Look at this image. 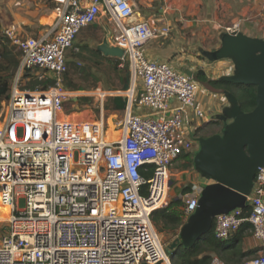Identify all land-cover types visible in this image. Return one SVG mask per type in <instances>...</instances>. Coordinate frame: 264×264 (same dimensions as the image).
Listing matches in <instances>:
<instances>
[{
  "label": "built area",
  "instance_id": "2783aa9c",
  "mask_svg": "<svg viewBox=\"0 0 264 264\" xmlns=\"http://www.w3.org/2000/svg\"><path fill=\"white\" fill-rule=\"evenodd\" d=\"M53 1L50 30L37 37L22 35L15 26L2 30L18 48L20 62L0 111V205L9 208L0 264H173L152 213L169 204L173 163L199 149L186 118L202 125L215 114L198 99V80L146 56V43L167 37L171 27L137 19L138 0ZM101 17L111 25V43L124 50L118 68L128 67L132 83L142 82L139 90L65 87L70 49ZM226 32L236 34L239 24ZM28 70L54 83L22 87ZM116 95L127 96L129 106L118 137L109 139L105 101ZM91 101L98 119L87 110ZM69 103L75 108L71 114ZM137 106L154 114L135 113ZM201 190L193 187L186 194L185 220L196 210ZM248 202L247 215L245 208L217 215L215 235L226 240L249 223L260 250L237 264H264V167ZM212 264L227 263L215 258Z\"/></svg>",
  "mask_w": 264,
  "mask_h": 264
},
{
  "label": "water",
  "instance_id": "95a60500",
  "mask_svg": "<svg viewBox=\"0 0 264 264\" xmlns=\"http://www.w3.org/2000/svg\"><path fill=\"white\" fill-rule=\"evenodd\" d=\"M97 49L106 56L124 55V50L110 45L108 39ZM200 52L211 61L230 59L234 68L221 77L242 86H256V106L245 112L237 97L224 91L228 105L212 119L224 122V129L196 138L199 149L193 156L194 168L206 182L202 185L196 210L180 227L179 239L184 247L193 246L207 234L217 215L247 208L255 175L264 167V38L243 32H224L217 49ZM186 74L193 77L191 69L186 70ZM131 87L132 77L128 72L121 90L126 92ZM113 102L118 110L124 111L129 106L127 96L116 95Z\"/></svg>",
  "mask_w": 264,
  "mask_h": 264
},
{
  "label": "crops",
  "instance_id": "0c3cea01",
  "mask_svg": "<svg viewBox=\"0 0 264 264\" xmlns=\"http://www.w3.org/2000/svg\"><path fill=\"white\" fill-rule=\"evenodd\" d=\"M27 3V0H0V21L3 20L5 22L4 28L17 27L24 23V21H30L39 25L42 23L45 26L53 22L56 16L55 10L53 14L48 13L43 15V17L42 14L39 15L36 22L35 17L40 10L38 9L37 12L30 10V6L26 7ZM137 3L139 6L137 19L166 23L171 27V32L167 37L153 38L146 43L144 46L146 56L150 60L168 63L180 71L186 72V70L191 69L193 77L196 80V75L200 70H203L207 76L212 78H218L232 72L233 68H229L224 59L205 62L200 57L202 56L200 50L217 49L221 44V36L226 28L234 24H239L243 28L242 30L239 28V32L250 36L249 28L252 27L250 21L252 10L256 9L260 13L261 5H263L264 9V0H138ZM23 10H25V13L21 14ZM102 32L105 34L102 43L108 39L110 45L115 46L110 41L109 33H111V25L108 20L107 22H102ZM107 57L110 58L109 60L113 64L120 58L114 56ZM219 66L224 67V72L216 69ZM119 70L122 69L120 68ZM128 72L130 71L128 70L126 74ZM141 84V81H137L136 83H132L131 88L139 90ZM200 84L201 88L198 99L213 114H218L226 105L224 101L225 96H220L218 91L210 90L204 84ZM112 105L115 108L114 102ZM172 105L177 107L180 103L177 100H173ZM133 111L140 115L154 114L153 110L143 106H137ZM186 111H189V109L186 108ZM185 125L186 129L192 134L194 130L196 131V126L204 124L200 125L199 121L186 118ZM247 240L248 237L244 239L243 244H246Z\"/></svg>",
  "mask_w": 264,
  "mask_h": 264
},
{
  "label": "rangeland",
  "instance_id": "374dc122",
  "mask_svg": "<svg viewBox=\"0 0 264 264\" xmlns=\"http://www.w3.org/2000/svg\"><path fill=\"white\" fill-rule=\"evenodd\" d=\"M27 1L28 3L26 7L30 6L29 7L30 10H34L36 12L38 11V9L40 10L38 15L35 17L36 22L38 21V17L41 14H42V17L43 15L48 14V13L53 14L57 6V4L54 3L53 0H27ZM260 8H261L260 13H258V10L256 9L252 10V15H251V20H250L252 27L249 28V32L254 37L264 38L263 5H261ZM24 13H25V10L21 12V14H24ZM104 21L107 22V18L101 17L98 22L89 26L88 28L83 29L77 36L73 48H71L69 51V54H68L69 69L67 71V74H69L68 75L69 81L72 80L73 83L83 88L81 90H75V91H91L98 86H100L103 89L120 90L123 86L122 84L118 83V74L120 70L115 68V65L113 64L112 61L109 60L110 59L109 57L104 55L106 57L105 59L104 58L103 60L97 59L92 56V53L88 51L89 49L84 48V46H87L89 48H98L99 44L102 43V39L105 35L104 32H102V22ZM4 25H5V22L1 20L0 21V28H1L0 31L5 29ZM51 27H52V24H46L45 26V24H42V23L41 25H39V24L32 23L30 21H24V23L16 27L17 28L16 30L20 31L22 35L37 37L41 35L42 33L46 32V30H50ZM256 27H259V28H256ZM239 28H241L240 30L243 29L242 27H240V25H239ZM8 45L12 50H14V52H17V53L19 52L16 45H14L10 39H9ZM200 57H202L205 62H212L211 60L206 59L203 55ZM224 60L229 65V68L230 67L234 68L233 62L230 59H224ZM84 66L87 68L90 67L91 72L94 74L92 76H88L87 77L88 79H85L84 73L82 72V68ZM223 68L219 66L216 69L220 70V72H224ZM33 72L34 74L36 73V71H33ZM33 72L31 71V73ZM67 81L68 80H66L65 82ZM96 81L98 82V84L96 87H94V84ZM28 82H29V77L22 78L21 86L22 87L26 86ZM217 91L220 96H224V93L222 90H217ZM224 101L226 105H228V101L226 98L224 99ZM111 102H112L111 99H107L105 101V119L107 123V128L109 129L108 133H110L111 137L115 138L119 135V132H118L119 127L123 125L124 111L114 108ZM88 105L91 108L87 107V110L91 112L93 118L98 119L100 117V114L96 108V102L91 101L88 103ZM84 108L86 107L80 104V109H84ZM74 111H75V108L73 107V105H71V103L67 104L66 113L71 114ZM76 115L77 114H74V116ZM220 127H221L220 124L212 123L208 125L206 129H204L205 130L204 132L210 134L211 131L220 130ZM114 128H116L117 130L115 131ZM114 132H117L118 134L112 135ZM182 165H183V162L181 160H178L174 162L170 168L172 183H171L170 190H169V201L171 199H179L181 200V204L183 205L184 200L187 198L186 194L188 193L191 194L193 192V187L202 186L204 182L206 181L200 176V174L195 170L193 166H190L188 168H183ZM189 187H190V191L188 190L184 191L185 188H189ZM20 204H23V200L20 201ZM7 214H8V208L0 207V239L3 233L7 231L8 222L4 221L5 218L7 217ZM154 227L167 249H170L171 246L175 244L177 240L179 239L180 228L175 232H169L167 230L159 231L158 228L155 226V224H154ZM243 246L244 248H255V247H259L260 244L252 236V234H250L248 236V240L246 244H243ZM216 259H218L219 262L224 263V261L220 260L219 258H216Z\"/></svg>",
  "mask_w": 264,
  "mask_h": 264
},
{
  "label": "trees",
  "instance_id": "16d2710c",
  "mask_svg": "<svg viewBox=\"0 0 264 264\" xmlns=\"http://www.w3.org/2000/svg\"><path fill=\"white\" fill-rule=\"evenodd\" d=\"M1 29V28H0ZM2 33V31H0ZM9 38L5 34H0V111L2 109L3 102L7 101L10 97L13 81L20 62V53L14 52L9 45ZM84 48L89 49L88 51L92 53V56L97 59H105L102 52L98 51L96 48H89L84 46ZM81 55V54H80ZM119 62L117 61L114 65L116 69L118 68ZM128 71L126 66L124 69L120 70L118 74V83L124 84L125 75ZM33 72V71H32ZM82 72L84 73L85 79L88 76L94 75L90 67H83ZM69 74L66 73L64 80V85L69 90H81L83 89L79 85L69 81ZM29 77V82L26 86L30 89L48 88L54 81L52 78L46 77L40 79L34 72L31 73L30 70L26 71L23 78ZM197 80L208 87L210 90H222L229 91L233 93L241 106L242 110L249 112L256 106V93L257 88L254 85L242 86L233 82H230L222 77L212 78L207 76L203 72H198L196 75ZM98 82L96 81L94 87H96ZM93 87V88H94ZM87 98H85L86 100ZM112 100V98H110ZM113 104V102H111ZM212 123L220 124V130L211 131L210 134L206 133V136L212 135L214 133L222 132L225 123L220 121H213L205 123V125L199 126L196 129V134L200 131H205L208 125ZM183 162L182 167L188 168L190 166L194 167L193 154H185L181 157ZM149 177V174H145ZM190 191L189 188H185L184 191ZM181 200L171 199L167 206L156 209L152 213L153 224L158 228L159 231H177L182 224L185 222L184 211L182 210ZM249 211V206L244 209L247 215ZM251 233V225L245 223L241 228L234 233L230 238L226 240H219L215 235L214 222L210 231L205 234L200 240H198L191 247H184L180 239L177 240L173 249H167L170 254V258L173 264H212L215 258H219L227 264H237L242 262L245 258L251 257L260 250L259 247L245 249L243 246V241Z\"/></svg>",
  "mask_w": 264,
  "mask_h": 264
},
{
  "label": "bare ground",
  "instance_id": "6f19581e",
  "mask_svg": "<svg viewBox=\"0 0 264 264\" xmlns=\"http://www.w3.org/2000/svg\"><path fill=\"white\" fill-rule=\"evenodd\" d=\"M130 93H131V91H130ZM116 134H118V133H117V132H114L112 135H116ZM117 137H118V136H117ZM117 137H115V138H117ZM108 138H109V139H115L114 137L109 136V133H108ZM0 207H1V208H8V207L1 206V205H0ZM8 213H9V208H8ZM7 216H8V214H7ZM6 218H7V217H6ZM6 218H5V219H6Z\"/></svg>",
  "mask_w": 264,
  "mask_h": 264
},
{
  "label": "flooded vegetation",
  "instance_id": "af4514ba",
  "mask_svg": "<svg viewBox=\"0 0 264 264\" xmlns=\"http://www.w3.org/2000/svg\"><path fill=\"white\" fill-rule=\"evenodd\" d=\"M223 123H224V122H223ZM196 135H197L198 137H199V136H206V133H205L204 131H200V132H198ZM195 146L198 147V144L195 143Z\"/></svg>",
  "mask_w": 264,
  "mask_h": 264
}]
</instances>
